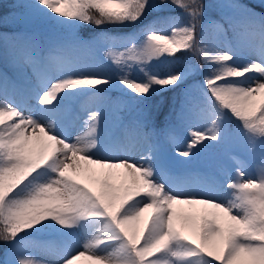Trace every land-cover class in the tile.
<instances>
[{
    "label": "snow or ice",
    "instance_id": "snow-or-ice-1",
    "mask_svg": "<svg viewBox=\"0 0 264 264\" xmlns=\"http://www.w3.org/2000/svg\"><path fill=\"white\" fill-rule=\"evenodd\" d=\"M13 7L0 17L14 29L0 33V264H264V0ZM169 92L181 99L158 128L146 106ZM226 147L234 174L192 167Z\"/></svg>",
    "mask_w": 264,
    "mask_h": 264
},
{
    "label": "rangeland",
    "instance_id": "rangeland-1",
    "mask_svg": "<svg viewBox=\"0 0 264 264\" xmlns=\"http://www.w3.org/2000/svg\"><path fill=\"white\" fill-rule=\"evenodd\" d=\"M19 2H23V0H8V3L10 4V12L15 11H20V9H14V5L16 3ZM215 0H205V3H214ZM213 18L218 19V13L213 12L212 13ZM11 17L9 16V20L11 21ZM6 28H10V27H6ZM199 31V29H198ZM4 32H9L8 29H2L0 27V33H4ZM87 37V36H85ZM102 56V54H101ZM186 59L191 61V64L196 66L197 68V72L195 73V75L191 76L189 78L188 81V85L191 84H196V83H200L202 81L203 78V66L201 64L198 63V57H196L195 55L192 54H186ZM107 64V62H106ZM107 66L109 68H112L113 66H111L110 64H107ZM3 66L0 65V69H2ZM7 71L9 72V75H11V70L7 69ZM113 75V78H115V76L117 75L116 73H110ZM133 78H142L141 75L138 72H133L132 73ZM187 86V85H186ZM108 95L112 96L113 99H116L119 97V92L117 90H112V92L108 93ZM181 97L180 94L177 93H165L163 96H158V97H153L152 100H150L148 102V105L146 107L152 109L153 111H156L157 108H159L161 115L157 121V125L158 128L163 126V114H166L169 110L170 105L173 104V102H175L177 105L179 104ZM162 106L164 107V109H162ZM105 112H107L109 114V118L111 119V109L110 108H106L104 109ZM27 114V113H26ZM127 115V113L125 114ZM163 136H161V140L163 141ZM183 145H181L182 147ZM234 148L233 147H226L225 149L221 150L220 152L216 153V154H205L203 155L192 167H194L195 169L200 170L201 172H216L218 173L219 170L221 168H228L231 170V172L234 174L235 172V168L232 167L231 165V161L229 159V153L233 152ZM168 152L171 154L173 152V149L171 147L168 148ZM138 159V156L136 157ZM180 158H177V160H179ZM176 168H182L184 167L183 165H180L178 163H174L173 165ZM252 172H257L259 170L258 166L256 167H250L249 169ZM43 239H47V240H55L54 236L52 235H46L45 237H43ZM2 248L1 247V251H0V257H2Z\"/></svg>",
    "mask_w": 264,
    "mask_h": 264
},
{
    "label": "trees",
    "instance_id": "trees-1",
    "mask_svg": "<svg viewBox=\"0 0 264 264\" xmlns=\"http://www.w3.org/2000/svg\"><path fill=\"white\" fill-rule=\"evenodd\" d=\"M245 2H246V0H245ZM9 7H10V4L8 3V0H0V17H3V16L7 15L10 12ZM257 11H260V9L257 8ZM0 27L2 29H8L9 32H12L14 30L12 27L6 28V26H4L3 24H0ZM101 31H108V32H111V33L124 34V33H127L129 31V29H116V28H114L112 26H105L104 28L97 29V28L92 27V26H85L84 28H82L80 30V34L82 36H89L92 33L101 32ZM186 54H188V53H181L180 54L182 60H187L186 59ZM164 107L162 106V109H164ZM1 247L2 246H0V251H1Z\"/></svg>",
    "mask_w": 264,
    "mask_h": 264
},
{
    "label": "bare ground",
    "instance_id": "bare-ground-1",
    "mask_svg": "<svg viewBox=\"0 0 264 264\" xmlns=\"http://www.w3.org/2000/svg\"><path fill=\"white\" fill-rule=\"evenodd\" d=\"M54 239H55V237H54ZM43 258H50V257H43Z\"/></svg>",
    "mask_w": 264,
    "mask_h": 264
}]
</instances>
